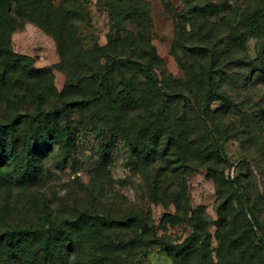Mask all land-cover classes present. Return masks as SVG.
Wrapping results in <instances>:
<instances>
[{
  "label": "rangeland",
  "instance_id": "rangeland-1",
  "mask_svg": "<svg viewBox=\"0 0 264 264\" xmlns=\"http://www.w3.org/2000/svg\"><path fill=\"white\" fill-rule=\"evenodd\" d=\"M85 210L148 216L133 264H264V0H0V232Z\"/></svg>",
  "mask_w": 264,
  "mask_h": 264
},
{
  "label": "trees",
  "instance_id": "trees-1",
  "mask_svg": "<svg viewBox=\"0 0 264 264\" xmlns=\"http://www.w3.org/2000/svg\"><path fill=\"white\" fill-rule=\"evenodd\" d=\"M127 63L141 66L130 57L115 59L108 70L115 65ZM212 67L208 75L211 78ZM152 79L155 76L147 69ZM89 103L88 99L64 102L53 113L73 105ZM52 113L42 110L32 117ZM17 116L9 125L18 123ZM212 143H207L203 151V163L212 157ZM146 214L118 217L85 210L76 218L50 219L48 227L31 225L0 232V264H133L139 253L147 251L160 240L151 231ZM258 220V219H255ZM57 224L60 225L57 228ZM197 227V225L195 226ZM126 230H128L126 232ZM191 237L188 238V241ZM97 252L96 255L92 252Z\"/></svg>",
  "mask_w": 264,
  "mask_h": 264
}]
</instances>
